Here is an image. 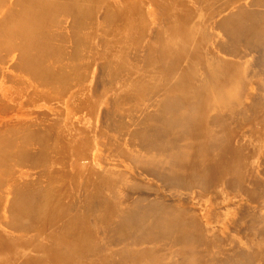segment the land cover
Listing matches in <instances>:
<instances>
[{"label": "bare ground", "instance_id": "obj_1", "mask_svg": "<svg viewBox=\"0 0 264 264\" xmlns=\"http://www.w3.org/2000/svg\"><path fill=\"white\" fill-rule=\"evenodd\" d=\"M0 264H264V0H0Z\"/></svg>", "mask_w": 264, "mask_h": 264}]
</instances>
